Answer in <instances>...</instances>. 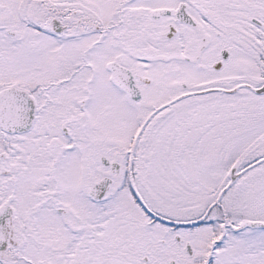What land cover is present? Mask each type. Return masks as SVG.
<instances>
[{
	"label": "snow or ice",
	"instance_id": "snow-or-ice-1",
	"mask_svg": "<svg viewBox=\"0 0 264 264\" xmlns=\"http://www.w3.org/2000/svg\"><path fill=\"white\" fill-rule=\"evenodd\" d=\"M0 264H264V0H0Z\"/></svg>",
	"mask_w": 264,
	"mask_h": 264
}]
</instances>
